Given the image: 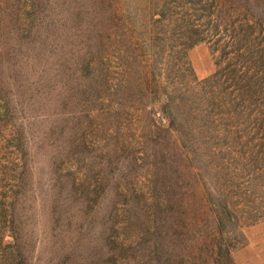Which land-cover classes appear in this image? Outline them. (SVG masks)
I'll return each mask as SVG.
<instances>
[{"label":"rangeland","instance_id":"rangeland-1","mask_svg":"<svg viewBox=\"0 0 264 264\" xmlns=\"http://www.w3.org/2000/svg\"><path fill=\"white\" fill-rule=\"evenodd\" d=\"M0 264H264V0H0Z\"/></svg>","mask_w":264,"mask_h":264}]
</instances>
